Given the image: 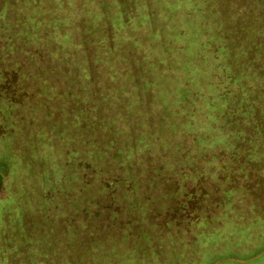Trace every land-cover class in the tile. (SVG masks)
<instances>
[{
	"label": "rangeland",
	"instance_id": "374dc122",
	"mask_svg": "<svg viewBox=\"0 0 264 264\" xmlns=\"http://www.w3.org/2000/svg\"><path fill=\"white\" fill-rule=\"evenodd\" d=\"M125 1L121 22L119 0H0L23 102L0 97V264H264V159L226 100L262 91L224 72L209 0ZM101 5L113 40L78 65Z\"/></svg>",
	"mask_w": 264,
	"mask_h": 264
},
{
	"label": "trees",
	"instance_id": "16d2710c",
	"mask_svg": "<svg viewBox=\"0 0 264 264\" xmlns=\"http://www.w3.org/2000/svg\"><path fill=\"white\" fill-rule=\"evenodd\" d=\"M119 2L124 9H120L119 19L122 20L121 22H125L129 2L125 0H119ZM208 2L212 4L210 18H214L215 21L212 22L218 25L219 35L217 37L222 41L224 50L227 53L228 66L224 70L227 77L232 78L237 74L236 78L238 77L240 79L238 81L240 88H243L242 85L246 87L247 84H250L254 90L262 91L260 98L255 97L253 95L254 92L250 93L246 89L244 94L242 90L240 92L244 95L243 101L237 97L234 101L232 99H226L228 107L234 105L235 102H237L238 107L240 106L239 102L243 107V111L240 107L242 120L238 125V132L241 134L238 135L239 142L237 144L244 149L245 160L248 161L244 164H247L249 168L250 166H254L256 162L255 159L248 157L245 146L249 150L255 140L257 141L256 153L261 156V159H264V31H258L256 28L257 19L260 17L263 19L262 24L264 26V0H209ZM255 3L260 5L258 11L254 8ZM100 8L102 14H104V27L93 24L90 21H86L83 25L81 24L84 21L78 23V27L83 28V30L81 28L78 30V33H80L78 34V65L80 62L85 61L89 66L91 61H95L97 53L100 52V50L96 51V48L100 46L92 43L91 36L93 34L101 31L104 35L103 38L107 39V41L113 40L111 36L114 33V31L111 33L113 22L108 19L109 16L106 15L108 12L105 7L101 5ZM3 23L2 26L7 29L9 22L5 20ZM2 26L0 25V27ZM242 26L244 28H241ZM215 36L213 35V37ZM101 40L99 43H101ZM107 46L109 50L111 46ZM69 57L73 58V54L70 53ZM241 59L243 63L245 61L249 63L239 66L238 62ZM239 67L245 70L240 71ZM20 73H23V69ZM1 75L0 72V77ZM240 83L242 84L241 86ZM6 89H0V97L5 96L7 104H23V102L12 100L10 96L12 91L9 93ZM257 111H260L262 114H257ZM262 182L264 183V180ZM260 185L264 187V185Z\"/></svg>",
	"mask_w": 264,
	"mask_h": 264
}]
</instances>
